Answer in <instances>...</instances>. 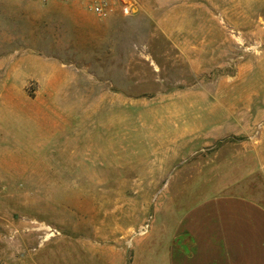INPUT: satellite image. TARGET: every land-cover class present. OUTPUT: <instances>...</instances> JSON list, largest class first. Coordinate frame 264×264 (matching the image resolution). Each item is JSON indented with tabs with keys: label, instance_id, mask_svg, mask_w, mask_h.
<instances>
[{
	"label": "rangeland",
	"instance_id": "obj_1",
	"mask_svg": "<svg viewBox=\"0 0 264 264\" xmlns=\"http://www.w3.org/2000/svg\"><path fill=\"white\" fill-rule=\"evenodd\" d=\"M263 131L264 0H0V264H168Z\"/></svg>",
	"mask_w": 264,
	"mask_h": 264
},
{
	"label": "crops",
	"instance_id": "obj_2",
	"mask_svg": "<svg viewBox=\"0 0 264 264\" xmlns=\"http://www.w3.org/2000/svg\"><path fill=\"white\" fill-rule=\"evenodd\" d=\"M245 157L246 175L182 203L168 264H264V143Z\"/></svg>",
	"mask_w": 264,
	"mask_h": 264
},
{
	"label": "built area",
	"instance_id": "obj_3",
	"mask_svg": "<svg viewBox=\"0 0 264 264\" xmlns=\"http://www.w3.org/2000/svg\"><path fill=\"white\" fill-rule=\"evenodd\" d=\"M89 7L97 14H104L107 12L105 5L102 2H93L89 5Z\"/></svg>",
	"mask_w": 264,
	"mask_h": 264
}]
</instances>
